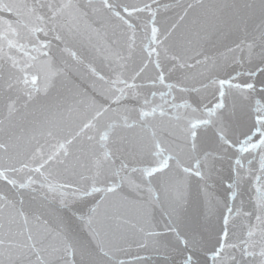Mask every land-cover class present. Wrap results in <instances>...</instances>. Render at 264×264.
I'll return each mask as SVG.
<instances>
[{
  "label": "snow or ice",
  "instance_id": "6c2138e0",
  "mask_svg": "<svg viewBox=\"0 0 264 264\" xmlns=\"http://www.w3.org/2000/svg\"><path fill=\"white\" fill-rule=\"evenodd\" d=\"M0 264H264V0H0Z\"/></svg>",
  "mask_w": 264,
  "mask_h": 264
}]
</instances>
